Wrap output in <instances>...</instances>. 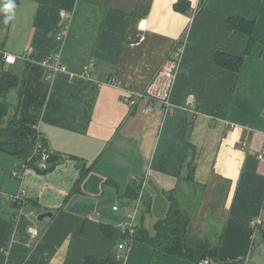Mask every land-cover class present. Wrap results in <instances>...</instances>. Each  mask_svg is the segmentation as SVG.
Instances as JSON below:
<instances>
[{
    "label": "crops",
    "instance_id": "0c3cea01",
    "mask_svg": "<svg viewBox=\"0 0 264 264\" xmlns=\"http://www.w3.org/2000/svg\"><path fill=\"white\" fill-rule=\"evenodd\" d=\"M61 12L69 16L62 39ZM229 18L252 23L248 52L249 37ZM179 46L171 112L125 101L146 91ZM28 49L30 62L6 67L19 86L0 101L8 116L37 126L57 160L20 181L11 176L18 158L0 152V264L113 260L132 177L145 181L136 227L147 236L172 203L184 217L192 257L162 255L161 264L250 256L262 242L252 222L264 229V0H0V50ZM54 52L67 72L46 80L42 61ZM216 54L242 58L239 71L216 65ZM109 80L117 87L99 86ZM20 191L23 206L11 202ZM126 255L125 264H148L152 249L135 239Z\"/></svg>",
    "mask_w": 264,
    "mask_h": 264
},
{
    "label": "trees",
    "instance_id": "16d2710c",
    "mask_svg": "<svg viewBox=\"0 0 264 264\" xmlns=\"http://www.w3.org/2000/svg\"><path fill=\"white\" fill-rule=\"evenodd\" d=\"M182 4H177L175 9L181 11ZM202 5V1H201ZM228 25L238 31L243 32L249 37L247 52L255 43L252 35V23L239 18H229ZM215 64L238 72L240 69L242 58H236L225 54L215 55ZM6 67L0 63V95L5 94L11 89H17L19 86V78L16 74L5 70ZM37 135L32 124L27 121L18 119L15 115L8 116V106L5 102L0 101V152L15 156L18 158L19 164L26 163L27 159L32 155L36 145ZM42 147H45V142L42 140ZM46 148V147H45ZM57 160V156L49 152V158L45 163L46 170L50 168ZM38 157H34L28 164V168L34 167L39 170ZM132 185L128 187L127 193L130 199L134 200L137 196V187L131 182ZM17 205V204H16ZM184 226L185 220L178 212L177 205L172 203L170 213L165 221H160L156 224V235L154 237L147 236L143 230H136L134 240L146 242L152 249V255L148 264H161L162 255H172L180 258L192 257L187 253V248L184 243ZM261 234V241L264 242V229L258 226ZM119 237V235H118ZM208 253V252H207ZM206 255V253L204 254ZM210 257L211 253H208ZM206 257H194V260H204ZM112 260H97L92 257H86L83 264H109ZM240 261L236 264H243Z\"/></svg>",
    "mask_w": 264,
    "mask_h": 264
},
{
    "label": "built area",
    "instance_id": "2783aa9c",
    "mask_svg": "<svg viewBox=\"0 0 264 264\" xmlns=\"http://www.w3.org/2000/svg\"><path fill=\"white\" fill-rule=\"evenodd\" d=\"M61 17L64 19V23L62 25V31L60 32V39L66 33V29L68 27L69 16L65 12H61ZM184 54V46H179L169 58H167L163 64L161 65L158 73L152 83L148 86L146 91L139 94H133L124 100L127 101L131 106L135 105L138 100L144 99L147 101V105L145 107V113L148 114L153 110L155 104L159 103L162 106V110L165 115L171 112L172 103L170 101L171 91L175 82V78L178 72L179 64L182 60ZM32 57L31 49L25 51V53L16 57L4 50H0V63L4 67L14 65L17 60H21L23 62H30ZM42 66L45 69V79L50 80L54 74L59 72H67L66 67L63 65L61 61V55L59 52H54L48 55L43 61ZM82 76L86 75V71L84 70ZM71 78H74V74H69ZM108 85L116 88L118 83L114 80H109L106 83H99V86ZM193 104V99L190 98L188 100L187 106H191ZM189 109V107H188ZM37 135L36 145L34 147V151L32 155L27 159L26 163L20 164L18 169H15L11 172V176L20 180L24 177V175L28 171V164L32 161L34 157H38L39 164L38 166H44L46 161L49 158V151L42 147V141L39 137V133L37 132V126L34 124L32 126ZM263 157L262 152L258 155V159ZM131 182H133L137 187V196L133 200V206L128 211L125 222H123L119 226V238L120 242L117 245V252L114 254V259L109 264H125L127 261L126 252L130 250V245L134 241V236L137 230L135 225L136 215L139 212L140 206L144 202V194H145V181L144 179H139L136 177L131 178ZM11 202L23 206L26 203L24 198V192L21 191L14 196L11 197ZM117 207H114L116 210ZM260 221L256 220L252 222V226L258 227L260 225ZM27 232L32 236L37 235V231L33 227H28ZM198 264H207L206 260L200 261Z\"/></svg>",
    "mask_w": 264,
    "mask_h": 264
},
{
    "label": "water",
    "instance_id": "95a60500",
    "mask_svg": "<svg viewBox=\"0 0 264 264\" xmlns=\"http://www.w3.org/2000/svg\"><path fill=\"white\" fill-rule=\"evenodd\" d=\"M52 213H43L37 216V221H42L45 217H51ZM240 261H244L248 264H264V242L259 243L254 247L250 256L245 260L235 261L232 264L239 263Z\"/></svg>",
    "mask_w": 264,
    "mask_h": 264
},
{
    "label": "rangeland",
    "instance_id": "374dc122",
    "mask_svg": "<svg viewBox=\"0 0 264 264\" xmlns=\"http://www.w3.org/2000/svg\"><path fill=\"white\" fill-rule=\"evenodd\" d=\"M5 70H7V68H5ZM11 107V106H10ZM9 107V113L11 112V108ZM144 196H146V193H145V195ZM143 207V206H142ZM141 206H140V208H142ZM141 217V212H140V209H139V212L137 213V215H136V219H135V225H137L138 224V221H139V218Z\"/></svg>",
    "mask_w": 264,
    "mask_h": 264
},
{
    "label": "clouds",
    "instance_id": "9594fccd",
    "mask_svg": "<svg viewBox=\"0 0 264 264\" xmlns=\"http://www.w3.org/2000/svg\"><path fill=\"white\" fill-rule=\"evenodd\" d=\"M6 7H7V8H11V7H12V5H11V4H9V5H7ZM5 22H7V21H5Z\"/></svg>",
    "mask_w": 264,
    "mask_h": 264
}]
</instances>
